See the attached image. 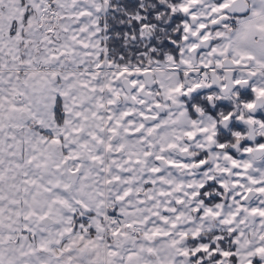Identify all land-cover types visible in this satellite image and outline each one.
<instances>
[{"label": "snow or ice", "instance_id": "6c2138e0", "mask_svg": "<svg viewBox=\"0 0 264 264\" xmlns=\"http://www.w3.org/2000/svg\"><path fill=\"white\" fill-rule=\"evenodd\" d=\"M0 264H264V0H0Z\"/></svg>", "mask_w": 264, "mask_h": 264}]
</instances>
